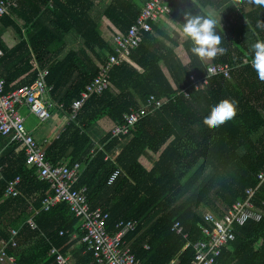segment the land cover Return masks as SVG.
Wrapping results in <instances>:
<instances>
[{
	"label": "trees",
	"instance_id": "16d2710c",
	"mask_svg": "<svg viewBox=\"0 0 264 264\" xmlns=\"http://www.w3.org/2000/svg\"><path fill=\"white\" fill-rule=\"evenodd\" d=\"M147 1L103 0L98 10L94 0H21L0 18V26L17 35L12 44L0 31L5 92L32 83L47 68L51 98L63 103L70 116L72 102L116 52L114 37L128 32ZM206 5L224 18L216 30L226 51L210 58L194 55L191 40L176 42L156 24L159 16L130 55L113 66L110 87L91 95L46 147L47 159L56 165L65 159L69 164L82 162L75 187H86L91 208L109 212L107 228L112 234L120 220L137 222L124 239L142 264H191L193 244L203 238L200 225L209 209L222 215L245 197L246 188L256 186L264 168V80L252 67L250 48L264 41V5L255 0H170L169 14L183 25L185 13L206 15ZM69 33L78 35L82 45L61 56ZM215 64L232 66L230 77L209 75L208 68ZM192 75L208 76V83L196 89ZM150 95L165 100L160 110L130 126L122 138L106 133L92 156L95 143L89 128L105 116L123 123ZM225 98L236 102L235 114L218 126L205 123L212 106ZM174 124L184 131L178 141ZM8 146L13 147L8 154L0 153V245L10 239L9 229L21 228L17 245L6 250L15 259L4 264H57L52 247L64 251L80 219L66 202L42 208L43 199L52 193L50 183L27 165L23 150L15 151L18 144L11 134L0 135V151ZM116 149L115 157L106 159ZM115 171L118 175L110 182ZM17 176L19 194L6 193ZM254 203L261 219L236 227L235 239L222 249L216 264H264V185ZM30 205L39 210L35 229L21 221ZM176 222L182 226L180 233L173 228ZM83 236L81 231L75 264H96Z\"/></svg>",
	"mask_w": 264,
	"mask_h": 264
},
{
	"label": "built area",
	"instance_id": "2783aa9c",
	"mask_svg": "<svg viewBox=\"0 0 264 264\" xmlns=\"http://www.w3.org/2000/svg\"><path fill=\"white\" fill-rule=\"evenodd\" d=\"M170 0H148L138 20L131 25L124 35L118 34L114 37L116 52L108 56L105 64H100V73L95 76L82 90L80 96L72 102L69 120L75 118L79 109L85 101L94 93H100L110 86V73L113 66L120 64L137 47L142 40L143 32L151 31V21H156L159 16L169 14ZM21 0H0V18L18 7ZM3 51L0 48V55ZM232 66L229 64H215L208 68L209 75L224 74L230 77ZM47 68L39 71L38 77L29 84H24L11 91L5 92V78L1 76L0 70V135L11 134V141L18 144L26 156V163L35 167L37 176L50 183L52 193L43 199V209L49 210L59 202L68 203L70 210L75 216L81 218V228L84 232L82 242L86 244L87 250L93 252L96 264H142L140 259L127 246L124 236L127 232L134 230L137 222L133 220H120L116 227L117 232L112 234L107 228L109 212L101 207L91 208L86 193V187L76 188L82 171V164L75 162L72 166L66 162L55 165L46 157V149L38 143L34 134L27 130L25 117L20 112L24 106L35 114L42 122L52 116V111L64 109L63 103L55 102L50 95L52 86L47 85ZM192 85L198 89L208 83V76L196 79L190 77ZM165 100L150 95L144 106L131 111L125 115L123 123H115L111 128L112 136L122 138L129 133L130 126L143 119L147 114L160 110ZM93 152V150H92ZM118 175L115 171L110 176L112 182ZM20 177L17 176L9 181L6 193L17 195ZM264 185V168L257 174L256 186L246 188L245 197L237 200L222 215L207 212L204 217L205 224L200 225L203 238L193 244L194 258L191 264H216L222 249L235 239L236 227L244 225L249 220H260L261 213L255 209L254 196L259 188ZM32 228H37L33 217L27 219ZM177 232H182V226L176 222L173 227ZM19 228L10 229V239L3 241L0 245V264L6 260L13 261L14 256H7L6 250L11 244L16 246ZM64 231H60L62 235ZM185 236H187L185 234ZM190 242L187 243V246ZM51 253L56 255L58 264H68V258L56 247H52Z\"/></svg>",
	"mask_w": 264,
	"mask_h": 264
},
{
	"label": "crops",
	"instance_id": "0c3cea01",
	"mask_svg": "<svg viewBox=\"0 0 264 264\" xmlns=\"http://www.w3.org/2000/svg\"><path fill=\"white\" fill-rule=\"evenodd\" d=\"M102 1V0H101ZM101 1H97L94 0V2L96 4H100ZM203 11H205L207 14L209 13H213L212 9H214L216 12H219L217 11L214 7H212L211 5H206L205 7L202 8ZM214 11V12H215ZM220 15H221V12H220ZM222 16V15H221ZM160 28H162L171 38H173L176 42L178 43H182L185 39H187L183 34H182V25L177 22L176 20H174L173 18H171L170 14H164L163 16H161L158 20H157V23H156ZM14 29L10 28V29H6L4 28L3 26H0V31L2 32V34L4 35H7L8 36V39L12 42H16L17 40V35L13 34L14 31H12ZM7 33V34H6ZM106 33V32H105ZM104 34V36L106 38H108V34L106 33ZM78 37V35L74 34V33H69L66 37H65V42H66V47H65V50L67 48V44L73 39V38H76ZM81 45H82V40H81ZM80 45V46H81ZM79 46V47H80ZM72 49H75V48H72ZM78 49V48H77ZM64 50V51H65ZM70 50V49H68ZM67 50V51H68ZM66 51V52H67ZM65 52V53H66ZM64 53V54H65ZM63 54V55H64ZM62 55V56H63ZM1 70H3V67H1ZM55 101V100H54ZM56 102V101H55ZM20 112L21 114L24 116L27 117H30V112L28 111V108L22 106L20 107ZM23 112V113H22ZM35 115V114H34ZM24 116V117H25ZM164 118L167 119V117L165 116ZM69 122V115L67 113H65L64 109L63 110H58L57 108H55L53 111H52V116L51 118H49L48 120L44 121L43 123H40L39 126H33V128H30V132H32L35 136V138L37 139L38 143L41 144V146L43 148L46 149L47 145L50 144L56 137L59 136V134L61 133L62 130H64L66 124ZM115 122L108 116H105L103 118H101L100 120H98L96 123H94L90 128H89V131L91 133V136H92V139L95 143V146L93 148H91L90 150V153L91 155L93 156L96 149L98 148H101L102 146L100 145V140L101 138L106 134V133H109L111 132V128L114 126ZM172 132L174 133L175 135V141H178L181 139L182 136H184V131H182V129L179 128L178 125L174 124L173 125V128H172ZM262 134V131L254 134L253 136V139L254 140H257L258 137ZM12 146H8L6 147L2 152L0 151V153L2 154V156L8 154L11 150H12ZM93 150V152H92ZM15 151H20V149L18 147L15 148ZM119 151L118 149H116V151L114 152V155H107L106 156V159L107 158H114L115 157V154H117ZM69 164V161L68 159H65L63 162H66ZM62 162V163H63ZM75 162H80L82 164L81 161L79 160H76L74 161L73 163L69 164V166H72ZM54 164V163H53ZM61 164V163H60ZM56 165V164H55ZM58 165V164H57ZM84 166L82 164V170H83ZM82 172V171H81ZM50 192H52V189L50 187ZM51 194V193H49ZM48 194V195H49ZM47 196V195H46ZM43 205V203H42ZM34 206L33 205H30L29 206V209H28V213H27V216L21 220L24 222V224L26 223L27 224V219L30 218V217H35V215L38 214L39 210L37 209H34L33 208ZM32 208V209H31ZM43 208V206H42ZM210 212H213L214 214H217L215 213V211L213 210H210ZM208 211V212H209ZM226 210H223L221 212V214H223ZM219 215V214H217ZM24 216H20L19 220L22 219ZM79 218V217H78ZM80 221H79V224L77 225V228L74 229L70 235H69V240L68 242L66 243V248L64 251H62L60 248H57L61 253H63L65 256H67L68 258V264H75V261H76V254L78 253V250L79 248L81 247V241H80V238H79V234L80 232L82 231V228H81V223H82V220L81 218H79ZM20 222V221H19ZM23 225V223L21 224V226ZM29 226V225H28ZM18 228H21V227H18ZM32 228V227H30ZM34 229V228H32ZM10 230V229H9ZM63 231V230H62ZM42 235H44V233H41ZM187 235V234H186ZM185 236V235H184ZM186 237V236H185ZM198 241V240H197ZM68 244V245H67ZM145 246L147 248H149V245L146 243ZM187 246V244L184 246V248ZM83 252H86V250H84ZM174 261H172L170 264H172ZM58 264V263H57Z\"/></svg>",
	"mask_w": 264,
	"mask_h": 264
},
{
	"label": "clouds",
	"instance_id": "9594fccd",
	"mask_svg": "<svg viewBox=\"0 0 264 264\" xmlns=\"http://www.w3.org/2000/svg\"><path fill=\"white\" fill-rule=\"evenodd\" d=\"M255 2L258 5H264V0H255ZM217 25L215 13L206 15L185 13V22L181 31L191 40V51L194 55L210 58L226 51V48L220 44L221 36L217 33ZM250 48L252 49V67L256 71L257 78L264 80V41L257 40L250 45ZM235 105L236 102L228 98L215 103L204 117V122L218 126L235 114Z\"/></svg>",
	"mask_w": 264,
	"mask_h": 264
},
{
	"label": "rangeland",
	"instance_id": "374dc122",
	"mask_svg": "<svg viewBox=\"0 0 264 264\" xmlns=\"http://www.w3.org/2000/svg\"><path fill=\"white\" fill-rule=\"evenodd\" d=\"M97 3L98 1H101V0H96ZM101 3H103V0L101 1ZM101 3L98 5V10H100V6H101ZM213 13H215L216 15V18L218 20V23L223 26L224 25V18L223 16L220 15V12H216L214 9H212ZM215 11V12H214ZM14 31V30H12ZM105 33V31H103ZM7 34V33H6ZM13 34H15V32H13ZM106 34V33H105ZM8 35V34H7ZM16 35V34H15ZM9 36V35H8ZM81 45V38L78 36L76 38H73L68 44H67V48L66 50L62 53V55L68 50V49H72V48H79V46ZM61 55V56H62ZM29 111V110H28ZM30 112V111H29ZM23 113V112H22ZM25 116V114H24ZM25 126L27 128V130L30 131V128H33V126H39L40 123H43L36 115H34L33 113L30 112V117H27L25 116Z\"/></svg>",
	"mask_w": 264,
	"mask_h": 264
}]
</instances>
